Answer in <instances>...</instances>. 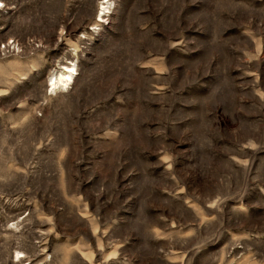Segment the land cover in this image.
<instances>
[{"label": "rangeland", "instance_id": "rangeland-1", "mask_svg": "<svg viewBox=\"0 0 264 264\" xmlns=\"http://www.w3.org/2000/svg\"><path fill=\"white\" fill-rule=\"evenodd\" d=\"M0 264H264V0H0Z\"/></svg>", "mask_w": 264, "mask_h": 264}, {"label": "bare ground", "instance_id": "bare-ground-1", "mask_svg": "<svg viewBox=\"0 0 264 264\" xmlns=\"http://www.w3.org/2000/svg\"><path fill=\"white\" fill-rule=\"evenodd\" d=\"M99 14V13H98ZM101 14V13H100ZM99 14V15H100ZM72 65V64H71ZM67 64L63 65L51 78L49 81L48 89L50 91L58 89V87H64L68 82L71 81L73 74H74V68L72 66ZM67 87V86H66ZM60 90V89H58ZM57 91V90H56ZM55 92V91H54ZM49 93V92H48Z\"/></svg>", "mask_w": 264, "mask_h": 264}]
</instances>
